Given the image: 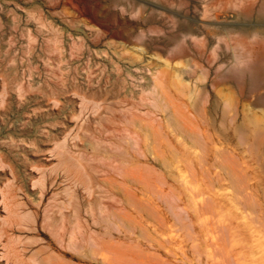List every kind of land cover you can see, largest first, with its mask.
<instances>
[{
    "label": "rangeland",
    "instance_id": "1",
    "mask_svg": "<svg viewBox=\"0 0 264 264\" xmlns=\"http://www.w3.org/2000/svg\"><path fill=\"white\" fill-rule=\"evenodd\" d=\"M260 4L0 0V264H264L263 125L196 140L172 81L230 118L241 88L211 85L246 50L205 23Z\"/></svg>",
    "mask_w": 264,
    "mask_h": 264
},
{
    "label": "bare ground",
    "instance_id": "2",
    "mask_svg": "<svg viewBox=\"0 0 264 264\" xmlns=\"http://www.w3.org/2000/svg\"><path fill=\"white\" fill-rule=\"evenodd\" d=\"M111 1L116 2V3H120L121 0H111ZM251 13H252L251 9L245 10L246 16L251 15ZM261 17H264V4H260L257 11H256L255 18L259 19ZM202 24H203V22H202ZM205 25H206V28H208V26H211V28L208 31H209V33H211V36L215 40L219 39V37H218L219 35H225V36L230 37V34H232V33H235V32L240 33V35H238V33H236V35L239 36L238 38H236V40L238 39L237 43L238 44L241 43L243 45V47H245L244 51L246 50L245 54L243 53L242 56L240 57V60L242 61V63L240 61H238L239 59L238 60H232L230 63H228L224 67V69L219 70L218 68H216V76H215L216 79L213 81L211 86L216 87V86H219V85L225 84V83H229V84L234 83L238 88H241V89H239L240 90V97H241L240 100L242 101V103H244L243 100L244 101L247 100L246 98L248 96L245 94L246 92L247 93L251 92V94H252L254 91L255 92L257 91L256 89H258V91H259V88L264 89V26L259 25L258 23L257 24L253 23L250 25H241V26L239 25L236 27H235V25H230V26L221 25L220 27H218L217 23H215V24L205 23ZM186 30H188V29H186ZM206 32H207V30H206ZM248 39H250V41H248ZM202 48H203V44H202ZM199 57H200V55H199ZM238 63H241V65H243V64L244 65L241 66ZM188 65L189 64H187V66ZM187 66H186V68H187ZM222 67H223V65H222ZM219 68H221V65ZM182 71L183 70L174 69L173 75H172V79H173L172 81H173V84L176 85L175 88H178L180 90V93H182L181 95L187 97L188 100L191 101L186 110H187L188 114L190 113V115L192 114L193 116H190V119H188V118L186 119V117H189L187 115L185 117V120L187 121L188 124L190 123L191 125L192 124L194 125V128H192L193 131L191 130L193 133L192 132H190V133L193 134V136L196 138V140L200 139V141L203 142L204 141L203 139H205V141H210L212 144L214 142H216V143H219L221 145H223L225 143L222 141L223 139H226V141H228L231 138H235L238 140L241 139L242 141L245 142L246 141L245 138L247 137V135L251 134L253 131V130L251 131V128L249 130L248 126H250V125H256L257 126V124L259 125V123H260L264 127V99L263 98L262 99L258 98L254 103H251L252 101L249 102L247 100L249 103L236 104L234 107L233 114L230 118L226 117V115L224 114L225 112L222 113V109L220 112L219 107L217 105L218 102H214L210 108L212 113L208 117V115L210 114V110L208 109V107L205 106L204 104L203 105L201 104L202 106L199 108V107H197L198 105L196 106V104L194 102V97H195L194 93L196 92L197 88H199V86L196 85L195 82H194L195 84H192L190 79L183 78L182 77ZM174 85H172V86L174 87ZM204 88H206V86H203V88H201V91H202V93L205 94ZM257 93H259V92H257ZM258 97H260V96H258ZM184 116H185V114H184ZM191 127H193V126H191ZM247 130H249L251 133H248ZM262 134H263V132H262ZM262 137H264V136H262ZM238 142L240 143L241 141L239 140ZM260 143H263V140ZM240 144H243V142H241ZM220 151H222V150H220ZM220 151H215V152L209 151L210 154H208V155L211 156V159L213 158V162L211 163L212 164L211 167H213V168H215L214 166H216V164L219 162V158L222 156L221 155L222 153ZM222 152L225 153V151H222ZM221 160H223V159L221 158ZM204 163L206 164V162H204ZM219 167H220V165H219ZM239 167L241 168V166H239ZM233 168H234V166H233ZM233 168H231V170H233ZM238 172L239 173L243 172L241 175L242 179H240L243 182L245 172H244V170L242 171V169H239ZM224 173H227V172H224ZM231 173H232V171H231ZM235 174H236V172H235ZM219 178H221V177L219 175H217L216 180H220ZM128 179H130V178L128 177ZM246 179H248V178H246ZM245 182H247V180ZM242 185H244V186H242ZM242 185H241L242 189H240V190L246 191V187L248 186V184L246 186L245 184L242 183ZM119 187H121V186H119ZM244 187H245V189H243ZM241 195H242V197L245 196V195H243V193ZM82 235H83V233H82Z\"/></svg>",
    "mask_w": 264,
    "mask_h": 264
}]
</instances>
